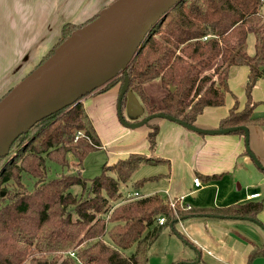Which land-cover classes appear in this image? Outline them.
I'll list each match as a JSON object with an SVG mask.
<instances>
[{
    "label": "trees",
    "instance_id": "16d2710c",
    "mask_svg": "<svg viewBox=\"0 0 264 264\" xmlns=\"http://www.w3.org/2000/svg\"><path fill=\"white\" fill-rule=\"evenodd\" d=\"M85 24H64L39 65ZM251 33L254 55L246 49ZM241 66L249 68L245 107L239 111L235 105L220 126L264 127V117H253L260 105L253 100V90L264 79V0H182L153 27L127 74L130 90L148 115L164 113L193 124L206 108L225 105L230 76ZM154 79H160L166 91L162 106L151 103L144 89ZM121 82L124 75L99 93ZM233 133L243 135V131ZM156 134V130L150 134L152 148ZM101 148L82 101L41 120L14 142L8 156L0 160V264H147L151 246L166 229L190 243L176 225L193 217L243 219L264 228L259 220L264 201L190 209L176 202L173 210L170 200L159 194L123 198L121 187L131 182L143 163L156 160L141 154L105 164L93 179L81 175L47 179L46 161L69 167L72 154L83 168L84 160ZM24 176L35 180L32 189ZM74 187L81 188L79 195L72 192ZM160 218L166 219L163 225L158 224ZM132 247L134 253L127 256L125 251ZM258 255L264 256V248L250 261Z\"/></svg>",
    "mask_w": 264,
    "mask_h": 264
},
{
    "label": "crops",
    "instance_id": "0c3cea01",
    "mask_svg": "<svg viewBox=\"0 0 264 264\" xmlns=\"http://www.w3.org/2000/svg\"><path fill=\"white\" fill-rule=\"evenodd\" d=\"M53 1L52 16L59 13L57 8L63 1L66 2L67 10L81 0ZM113 1L93 0L92 12L85 17L86 19L81 20V23H73L67 17L61 22L60 29L66 23L85 24ZM48 2L47 14L50 0H0V72H10L9 83L0 88L3 92L0 94V99L36 68L57 42L49 48V44L41 40L49 30L45 34L42 24L43 7ZM10 4L12 8H9ZM65 13L67 12H62V15ZM248 74L249 68L246 66L235 69L229 79L231 92L226 97L225 105L206 108L195 124L201 128L218 130L222 128L221 121L229 115L235 105H238L239 111H242L246 104L245 86ZM100 91L82 100L89 117L94 120L97 111L103 108L101 103L104 101L100 100L105 99L107 114L110 113V122L115 132L118 137L127 140L125 152L114 154V161L107 162V165L126 159L130 154H141L148 159L156 160L153 163H143L137 171L143 165L152 164L161 167L159 174L143 176L129 182L134 184L155 177L154 180L146 182L162 181V186L157 189L158 192L153 191L155 189H148L146 194L137 192L128 196L134 197L138 194L143 197L159 194L164 199L181 200L191 208H224L248 201H264V170L259 169L248 155L244 134L202 135L189 131L175 122L159 119L152 123L157 131L155 147L152 148L150 134L155 130L151 128L131 130L117 124L115 107H117L120 85L106 92L99 93ZM253 100L260 104L255 109L253 117L263 118L264 79L256 84ZM94 126L96 129V125ZM247 127L250 128L252 150L264 165V127L256 124ZM96 131L99 133L98 130ZM210 176H215L216 179L207 180ZM195 178L201 180V187H195ZM141 184H138V187ZM247 188L250 192L244 194L243 191ZM238 192L243 194L238 195ZM256 194L259 197H251ZM259 220L264 224V211L259 215ZM183 221L186 222L179 221L178 230L190 243L178 239L175 234L169 232V229L164 230L151 246L150 260H152L149 264H153V258L155 264H253L255 259L251 262L250 256L264 248V229L255 222L216 217H193ZM252 232L261 234L259 241L252 240ZM165 239L169 241L167 247L163 245ZM184 245L189 247L185 248ZM186 251L188 254L185 253Z\"/></svg>",
    "mask_w": 264,
    "mask_h": 264
},
{
    "label": "water",
    "instance_id": "95a60500",
    "mask_svg": "<svg viewBox=\"0 0 264 264\" xmlns=\"http://www.w3.org/2000/svg\"><path fill=\"white\" fill-rule=\"evenodd\" d=\"M181 1L115 0L103 8L95 20L73 31L50 58L0 99V160L8 156L14 142L35 124L74 106L124 75L117 101V116L125 128L155 130L153 121L165 119L202 135H228L243 131L248 155L259 169L264 170L262 161L252 150L249 127L212 130L164 113L148 115L137 95L129 88V64L153 27Z\"/></svg>",
    "mask_w": 264,
    "mask_h": 264
},
{
    "label": "rangeland",
    "instance_id": "374dc122",
    "mask_svg": "<svg viewBox=\"0 0 264 264\" xmlns=\"http://www.w3.org/2000/svg\"><path fill=\"white\" fill-rule=\"evenodd\" d=\"M41 1V0H40ZM106 1V0H104ZM108 1V0H107ZM115 1V0H114ZM113 1V2H114ZM53 0H50V5L48 8L49 13L47 14V6L49 4L45 3L46 5L43 7V28H44V33L46 34L48 30V34L44 37L41 38L44 43L49 44V48H51L54 43L57 41L59 35H60V25L61 22H63L67 17L69 21H73V23H81V20L86 19L85 17L92 12V4L93 0H81L78 1L77 3L74 4L72 8H66V2H62L60 6L57 8L59 13L55 14L52 16V11H53ZM59 1H57V4ZM9 8H12V4H10ZM67 12L62 15V12ZM67 21V22H69ZM72 23V24H73ZM42 28V29H43ZM38 39H36L37 41ZM50 42V43H49ZM246 49L249 55H254L255 53V35L253 33L249 34L247 44H246ZM121 76V75H120ZM10 81V72H0V88L5 87ZM123 82H121V85ZM146 94L149 96V99L151 103L160 105L162 106V99L166 94V91L163 89L162 84L160 79H154L144 86ZM110 90V89H109ZM3 92L0 91V94ZM101 106L103 107L101 111H97V116H95L94 120L92 119V122L94 125H96V130H98V134L102 143V148L100 151L90 154L83 163V168H80L78 166V161L75 159V157L72 154L68 155V161H69V167H62L58 164H55L50 161H46V166H47V179H53L56 177H60L63 175H81L82 178H85L87 180L93 179L97 176H99L102 173V169L107 162L112 163L114 161V154H122L125 152L126 148H124L126 145L127 140L122 139L121 137H118L117 133L115 132L113 125L110 122V113L107 114V108L105 107V99H101ZM117 110V107H115ZM258 108V107H257ZM256 108V109H257ZM115 110V114H117V111ZM256 116H258L256 114ZM261 117V115H259ZM117 119V124L119 126H123L121 122L119 121L118 116H116ZM115 119V120H116ZM121 128V127H120ZM124 149V150H123ZM16 155V154H15ZM14 155V156H15ZM158 172H161V167H157L155 165H143L139 171H137L133 175V180L136 181L140 178H143V176H149L153 174H159ZM24 183L29 186L30 189L33 188L35 184L34 179L28 178V176H24ZM135 184V183H134ZM134 184H128V185H123L120 189V192L124 197H132L128 195H134L135 193H140V194H146L148 189H155L153 191L158 192L157 189H159L162 185V181L160 183L157 182H144L140 185V187H135ZM72 192L74 194H80L81 193V188L80 187H74L72 189ZM250 192V190L247 188L243 191L244 194H247ZM131 193V194H130ZM242 192H238L237 194L240 195ZM242 193V194H243ZM2 194H6V192H2ZM192 200V198H190ZM1 202V201H0ZM185 223L186 221H182L180 223ZM261 222V221H260ZM262 223V222H261ZM264 223V222H263ZM159 224V223H158ZM256 224V223H255ZM160 225V224H159ZM258 225V224H257ZM179 229V223L176 225V230ZM170 232V229H169ZM173 234V233H172ZM177 236V235H176ZM261 234H255L251 233L252 240L259 241ZM178 237V236H177ZM262 237V236H261ZM178 239H181L178 237ZM182 240V239H181ZM180 241V240H179ZM184 241V240H182ZM185 242V241H184ZM187 243V242H185ZM184 243V244H185ZM163 245L165 247L169 246V241L167 239L164 240ZM185 248H188L189 245H184ZM264 246V243H263ZM151 249V248H150ZM187 250V249H186ZM135 251V248H129L128 250L125 251V254L127 256H131ZM186 251L185 253H187ZM150 255L151 252L149 251V260L148 263H150ZM185 257V256H182ZM153 258V264L154 263ZM253 264H264V256H259L255 258Z\"/></svg>",
    "mask_w": 264,
    "mask_h": 264
},
{
    "label": "built area",
    "instance_id": "2783aa9c",
    "mask_svg": "<svg viewBox=\"0 0 264 264\" xmlns=\"http://www.w3.org/2000/svg\"><path fill=\"white\" fill-rule=\"evenodd\" d=\"M79 136H80V135H79ZM194 185H195V187H197V188L201 187V185H202L201 180H200L199 178H195V180H194ZM134 197H141V196H139V195L137 194V195L134 196ZM251 197H252V198H257V197H259V195L256 194V195H253V196H251ZM176 202H178V203H180V204H183V203L181 202V200H170V205H171V207L173 208V210H176V204H177ZM190 208H191L190 206H187V209H190ZM165 222H166V219H165V218H160V219L158 220V223H159L160 225H163ZM70 255H71V257L76 258V255H75L74 252H72Z\"/></svg>",
    "mask_w": 264,
    "mask_h": 264
},
{
    "label": "flooded vegetation",
    "instance_id": "af4514ba",
    "mask_svg": "<svg viewBox=\"0 0 264 264\" xmlns=\"http://www.w3.org/2000/svg\"><path fill=\"white\" fill-rule=\"evenodd\" d=\"M120 85V84H119ZM120 87H121V85H120ZM98 91H100V90H98Z\"/></svg>",
    "mask_w": 264,
    "mask_h": 264
}]
</instances>
